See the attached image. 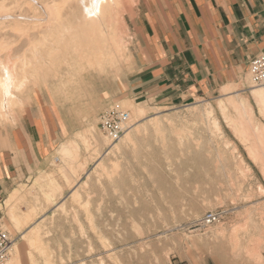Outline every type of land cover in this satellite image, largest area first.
<instances>
[{
  "label": "rangeland",
  "instance_id": "1",
  "mask_svg": "<svg viewBox=\"0 0 264 264\" xmlns=\"http://www.w3.org/2000/svg\"><path fill=\"white\" fill-rule=\"evenodd\" d=\"M155 1L127 5L119 63L101 67L97 57L82 61L85 55L72 53L65 58L71 68L33 81L22 93L13 89L0 105L3 127L21 120L38 90L58 92L64 119L49 168L22 187L14 204L18 221L10 213L4 219L17 240L5 264H264V133L250 128L244 139L231 123L249 125L239 115L248 107L254 124L264 127L248 71L219 94L185 105L118 98L111 105L127 109L130 123L138 120L132 121L133 108L143 110L138 127L145 128L124 145L126 136L111 143L100 131L102 94L133 72L137 24ZM39 24L1 36L11 50L0 61L20 63L21 52L43 40ZM41 180L55 184L39 187ZM209 213L222 217L196 227Z\"/></svg>",
  "mask_w": 264,
  "mask_h": 264
},
{
  "label": "crops",
  "instance_id": "2",
  "mask_svg": "<svg viewBox=\"0 0 264 264\" xmlns=\"http://www.w3.org/2000/svg\"><path fill=\"white\" fill-rule=\"evenodd\" d=\"M149 6L135 32V68L102 94L105 105L98 115L122 97L163 107L211 98L238 83L264 51V0H157ZM55 93L38 90L20 121L0 127L3 219L10 213L18 221L13 204L23 196L22 187L49 168L63 140Z\"/></svg>",
  "mask_w": 264,
  "mask_h": 264
},
{
  "label": "bare ground",
  "instance_id": "3",
  "mask_svg": "<svg viewBox=\"0 0 264 264\" xmlns=\"http://www.w3.org/2000/svg\"><path fill=\"white\" fill-rule=\"evenodd\" d=\"M7 1L8 0H0V38L1 36L5 37L9 29L14 28L13 30H17L21 25L25 26L26 29L27 27L29 29H34L30 27L35 24L38 26L40 23L42 26L44 25V28L42 31L40 30L42 36L39 37L43 40L40 43H35L36 41H34L33 45L30 44L32 47H29L30 50H27L28 53L26 52L25 54V52L22 53V51L21 54L23 55L21 56L20 63H17L16 60V63L12 65V63L7 60L10 57L3 60L1 59L0 105L9 97L12 99L13 89L22 93L25 88H27L28 84L31 83L32 85L33 81L37 82L40 78L41 80H43V78L46 80V78L51 75L50 73H53L52 75L55 74L53 77H57L58 74L62 73L61 67L65 66L66 70L71 68V65L69 66L65 58L72 53L78 54L80 58L82 55H85L82 61L86 58L97 57L96 64L101 63V67L107 63V66L111 67L112 64L119 63L123 60L124 48L122 40L125 34L124 31H126L123 29L125 26L123 25L124 14L131 0H9V3H7ZM19 36L17 38H19ZM35 37H37V34ZM35 37L33 39H35ZM1 42L0 53L11 50L6 46L7 44L5 45ZM30 42L31 40L28 41V43ZM17 48H20V45ZM98 57L104 60L101 61ZM82 61L78 68H82ZM102 70L105 72L109 69L103 68ZM105 75L107 77V74ZM250 92L259 109L260 115L264 117V89L253 85L250 88ZM240 114L247 117L250 123L248 125L243 120L234 121L231 119V123L234 124L239 136L241 135L246 139L249 132L252 130H250V128H253L254 133H264V127H262V125L254 124V113L251 108L245 107L243 111L239 112V115ZM143 115V110L133 108L132 121L138 120L133 123L131 122V125L129 124V129L124 135L126 139L122 142V145L129 141L131 143L133 136L140 133V131L145 128L143 126L140 127V125L138 127L139 119L143 117ZM140 120H142V118ZM40 182L43 181L41 180ZM12 202L14 201L12 200ZM12 202L9 204H13Z\"/></svg>",
  "mask_w": 264,
  "mask_h": 264
},
{
  "label": "built area",
  "instance_id": "4",
  "mask_svg": "<svg viewBox=\"0 0 264 264\" xmlns=\"http://www.w3.org/2000/svg\"><path fill=\"white\" fill-rule=\"evenodd\" d=\"M249 74L256 87L264 89V51L254 57L249 66ZM130 112L120 104H112L102 112L99 118V128L102 134L111 142L122 139L129 129ZM221 214L209 213L195 224L199 229L215 225L221 219ZM16 244V238L5 226L0 216V264H5L11 256Z\"/></svg>",
  "mask_w": 264,
  "mask_h": 264
}]
</instances>
